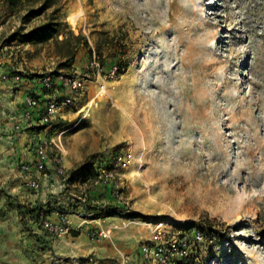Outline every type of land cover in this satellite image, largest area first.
I'll list each match as a JSON object with an SVG mask.
<instances>
[{
    "label": "rangeland",
    "instance_id": "374dc122",
    "mask_svg": "<svg viewBox=\"0 0 264 264\" xmlns=\"http://www.w3.org/2000/svg\"><path fill=\"white\" fill-rule=\"evenodd\" d=\"M6 1L0 2V45L12 53L10 74L61 70L87 79L84 92L35 140L50 141L49 153L68 174L113 163L121 189L115 195L75 181L65 191L67 204L49 202L67 218L98 219L85 222V232L113 241L117 254L54 256L29 237L27 260L156 264L141 257L140 245L178 239L187 242L189 254L176 264H264V0H52L27 21L26 8L13 12ZM51 17L86 41L69 67L60 65L72 46L61 42L63 33L35 43L11 36ZM92 54L106 70L117 63L123 72L101 82L88 67ZM217 133L225 138L222 152L211 148L200 156ZM127 152L126 166L116 165ZM209 157L215 168H204ZM3 175L0 200L12 197L1 185ZM83 196L107 204L108 211L73 209L69 200L80 204ZM8 204L0 207L8 228L26 234L42 228L16 220L13 201ZM208 219L217 233L198 229ZM67 226L50 234L60 237L71 230L70 221Z\"/></svg>",
    "mask_w": 264,
    "mask_h": 264
},
{
    "label": "crops",
    "instance_id": "0c3cea01",
    "mask_svg": "<svg viewBox=\"0 0 264 264\" xmlns=\"http://www.w3.org/2000/svg\"><path fill=\"white\" fill-rule=\"evenodd\" d=\"M6 5H8L7 1ZM5 49V45H0V132H2L0 133V173L4 174L1 185H5L6 188L10 189L8 193L12 194V197L8 196L9 200L6 199V197H2L0 200V207L3 205L7 207L9 206L8 203H12L13 201V217L16 220H21L18 212L19 205L34 204L37 201H45L50 197L54 199V201H58L56 204L61 202L64 204L67 203L66 200L61 199L63 195L56 193L57 187L51 184L50 180H43L41 176L42 189L38 193L26 188L23 184L25 174L19 170L18 163L20 161L34 159V149L31 146L36 141L35 139L37 136L40 138L41 136H46L49 127L31 122L24 124L19 131L12 128L13 119L11 115L24 107V98L28 92L32 93L38 91V78L37 75L33 74L23 77V79L18 82L3 80L1 74L11 73V68L8 65H10L9 61L12 53L7 54ZM34 175L39 177L37 172H34ZM49 205H51L52 211L47 214V217L56 219L57 215L55 210L60 209L52 206V203ZM78 208L80 209L82 206ZM71 216L74 215H68V219L71 222V230L68 233L61 234L60 237L51 235V232L43 228L30 229L32 235L30 236L29 232L26 234L24 230L21 231L20 227H14L11 230L7 227L8 222L0 219V264H33L27 260V255H25L27 254L25 251L26 244L31 241L30 239H26L29 237H33L39 246L45 245L54 256L59 254L67 255L70 253L83 256L90 252H94L98 257L106 258L109 256L113 257L117 254V245H115L113 241H96L90 239L85 232L86 228L90 226L85 224V222H97L98 219H76ZM29 220L33 222V227L37 225V221L33 219H28V221ZM11 254L14 255V257H11Z\"/></svg>",
    "mask_w": 264,
    "mask_h": 264
},
{
    "label": "built area",
    "instance_id": "2783aa9c",
    "mask_svg": "<svg viewBox=\"0 0 264 264\" xmlns=\"http://www.w3.org/2000/svg\"><path fill=\"white\" fill-rule=\"evenodd\" d=\"M88 67L98 80L104 82L106 77L113 78L117 76L119 66L113 64L106 70L104 65L97 60L95 54H92ZM1 78L15 82L23 79L20 74L7 73L1 74ZM37 78L38 91L28 92L24 98V107L11 115L13 119L12 128L16 131H19L24 124L31 122L49 127L64 108L69 107L75 98L84 92L87 81L84 76L61 70L58 72L49 70L37 75ZM103 89L104 85L101 83L99 93L102 94ZM49 144L50 141L47 139L35 141L32 144L35 154L34 159L20 161L18 168L25 174L23 184L26 188L38 193L42 189L41 176L43 180H50L51 184L57 187L56 193L61 195L73 183L69 182V174L60 163V157L49 153ZM129 156L130 153L127 152L125 156L117 157L115 164L125 167ZM34 172H37L39 177L35 176ZM115 175L116 171L113 163L109 168L95 169L94 174L88 175L83 182V188L85 189L86 186L93 190L109 188L113 194L120 195V183L117 181L118 178L116 180ZM81 199L84 202L86 196ZM55 213L57 215L56 219L43 217L40 223L41 227L51 233L66 232L68 230L67 223L69 222L66 214L61 210H55ZM108 232L109 230L107 232L101 231L103 235H107ZM200 237L199 233L195 235L196 240H199ZM140 253L143 259L156 264H176L177 259L186 257L189 254V245L186 241L178 239H171L167 243L156 242L150 244L143 242L140 245Z\"/></svg>",
    "mask_w": 264,
    "mask_h": 264
},
{
    "label": "trees",
    "instance_id": "16d2710c",
    "mask_svg": "<svg viewBox=\"0 0 264 264\" xmlns=\"http://www.w3.org/2000/svg\"><path fill=\"white\" fill-rule=\"evenodd\" d=\"M9 9L13 12L20 11L24 8H26V12L23 14V20L27 21L30 17H33L35 15L41 14L48 6L51 5L52 0H7ZM63 23L57 18L51 17L48 20L42 22L41 24L37 26H33L29 28L28 30L24 31L23 28L19 27L14 30L12 33V37H16L20 42H28V43H35L39 40H46L50 36H56L60 33L64 34V38L61 40L62 43H69V45H72L71 48H69V51L64 54V60L61 62L62 67H69L72 64V60L74 57V51L77 48V46L81 43H86L85 40H83L82 36L80 34H74L71 30L64 31L63 29ZM73 39L74 42L71 44L70 40ZM57 41V40H55ZM117 64V63H115ZM118 65V64H117ZM119 66V65H118ZM123 72V67H118L117 76H119ZM109 160V159H108ZM105 161L106 165L108 164L107 161ZM95 170H92L90 172H83V170L79 171H72L69 174L68 180L70 183H74L75 181H79L83 183L88 175L94 174ZM102 189V188H100ZM98 189V190H100ZM103 191V189H102ZM105 196L111 201V193L110 190L104 192ZM63 195L62 200L67 201L70 197L66 196L65 193L61 194ZM50 198H48L45 201H37L34 204H22L18 206V212L20 214V218L23 221H27L28 219H33L34 221L41 223V220L43 217L47 216L48 213L52 211V207H50L49 202ZM70 204L74 206L73 209H77L75 205L83 206L85 210L88 212H93L95 214H100L107 212L108 206L105 203H96V202H90V200L86 199L84 202H79L73 204L71 200H69ZM209 221H202L198 224V229L202 231L203 233H208L210 235L217 233V228L215 225L210 223Z\"/></svg>",
    "mask_w": 264,
    "mask_h": 264
},
{
    "label": "bare ground",
    "instance_id": "6f19581e",
    "mask_svg": "<svg viewBox=\"0 0 264 264\" xmlns=\"http://www.w3.org/2000/svg\"><path fill=\"white\" fill-rule=\"evenodd\" d=\"M203 65V64H202ZM207 65V64H206ZM205 65V66H206ZM207 72V71H206ZM208 73V72H207ZM240 84V83H239ZM204 101V100H203ZM200 106V105H199ZM203 116V115H202ZM212 142H211V144L209 145V146H203L202 145V147H201V151H200V156H204L205 155V153H207L208 152V150H211V148H213L214 150L215 149H217V151H221L222 152V150H223V146H224V142H223V140L225 141V138L223 139L222 137H221V135H220V133H217V134H215L212 138ZM260 139V138H259ZM257 140V139H256ZM209 153V152H208ZM252 155V154H251ZM218 158V157H217ZM219 159V158H218ZM226 159V158H225ZM216 160V159H215ZM250 160V159H249ZM252 162V161H251ZM207 164H206V166L204 167V168H215L216 167V162L214 161V159L212 158V157H209L208 158V161L206 162ZM248 163V162H247ZM250 163V162H249ZM203 164V163H202ZM246 166H248L247 164H246ZM250 166V165H249ZM200 167V166H199ZM202 167V168H203Z\"/></svg>",
    "mask_w": 264,
    "mask_h": 264
}]
</instances>
